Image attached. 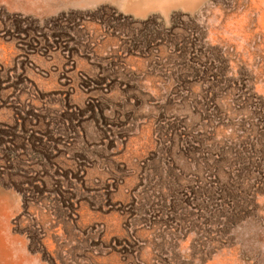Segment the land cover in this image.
<instances>
[{"label": "rangeland", "instance_id": "obj_1", "mask_svg": "<svg viewBox=\"0 0 264 264\" xmlns=\"http://www.w3.org/2000/svg\"><path fill=\"white\" fill-rule=\"evenodd\" d=\"M141 1L0 0V264H264V0Z\"/></svg>", "mask_w": 264, "mask_h": 264}, {"label": "trees", "instance_id": "obj_2", "mask_svg": "<svg viewBox=\"0 0 264 264\" xmlns=\"http://www.w3.org/2000/svg\"><path fill=\"white\" fill-rule=\"evenodd\" d=\"M211 1H212L213 4H217V0H211ZM202 59H208V58H206V56L204 55L202 57ZM211 62H212V64H215L214 63L215 60H212ZM212 67H215V65H213ZM254 105H255L254 106V114L257 115L259 118L261 117V119L264 118V106L262 104H254ZM260 125H261V123H260ZM262 129H264V120H262ZM259 132H261V131H259ZM259 136H261V137L263 136L264 137V132L263 133H259ZM255 140L260 145L264 144V139L258 138V140H257V138H255Z\"/></svg>", "mask_w": 264, "mask_h": 264}, {"label": "bare ground", "instance_id": "obj_3", "mask_svg": "<svg viewBox=\"0 0 264 264\" xmlns=\"http://www.w3.org/2000/svg\"><path fill=\"white\" fill-rule=\"evenodd\" d=\"M198 1H200V0H191V2H188V3H185V2H183V3H181L180 1H178V0H175L174 2L173 1H168V2H166L165 4H160V6L159 7H163L164 5L165 6H170V5H175V6H177V5H180V6H193L194 4H196ZM152 7V6H151ZM153 8V7H152ZM155 8V7H154Z\"/></svg>", "mask_w": 264, "mask_h": 264}, {"label": "crops", "instance_id": "obj_4", "mask_svg": "<svg viewBox=\"0 0 264 264\" xmlns=\"http://www.w3.org/2000/svg\"><path fill=\"white\" fill-rule=\"evenodd\" d=\"M136 8L134 9L135 11L140 12L141 10L145 9V8H149L150 6H148L147 4H145V1L142 0L141 2H139V5L135 6ZM152 8V7H150ZM154 8V7H153Z\"/></svg>", "mask_w": 264, "mask_h": 264}]
</instances>
